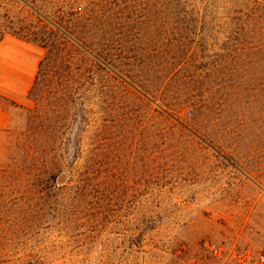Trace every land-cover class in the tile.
<instances>
[{
  "label": "rangeland",
  "instance_id": "374dc122",
  "mask_svg": "<svg viewBox=\"0 0 264 264\" xmlns=\"http://www.w3.org/2000/svg\"><path fill=\"white\" fill-rule=\"evenodd\" d=\"M210 5L219 17L213 31ZM76 17H109L116 34L154 39L157 49L176 38L186 55L181 66L190 69L180 85L200 112L166 114L119 90L109 114L96 93L84 98L91 104L85 125L79 110L76 121L58 113L57 84L46 81L25 105L2 103L0 264H23L41 247L77 245L84 239L66 237L74 228L93 230L94 239L55 257L57 264H264V67L234 71L231 62L240 44H264V0H0V40L40 47L60 36L58 19ZM237 20L240 38L226 28ZM43 150L55 162L79 150L66 163L73 177L64 170L57 183L41 185ZM83 180L96 185V199L74 205ZM124 230L144 231L141 248L120 245L116 234Z\"/></svg>",
  "mask_w": 264,
  "mask_h": 264
},
{
  "label": "trees",
  "instance_id": "16d2710c",
  "mask_svg": "<svg viewBox=\"0 0 264 264\" xmlns=\"http://www.w3.org/2000/svg\"><path fill=\"white\" fill-rule=\"evenodd\" d=\"M216 19H219L218 13L210 5V31L214 30L212 20ZM228 25L226 28L235 33L236 37H239V34L244 30L240 20L231 21ZM54 27L60 36H56L55 42L48 40L46 43L42 42V46H40L46 52L28 95L29 99H34L37 88L45 81L49 85L54 82L57 84V91L53 95L57 96L58 93L61 95V101L57 100L54 103L56 109L58 108V113L61 110L65 116L71 114V120L76 121L78 116L74 113L79 110L81 111V121L85 125H89L91 122V110H89L91 104L90 106L85 105L84 98L89 101L90 96L96 93L98 104L105 107L103 113L107 114L108 107L113 110L116 107L117 91L119 90L126 91V94L129 93L128 95L133 92L131 96H135L139 101L148 100L158 104L160 110L166 114L179 115L185 109H191L196 116L199 114L200 107L188 98V94L180 85V78L183 74L190 73V69L181 66L182 59L186 55L176 44V38H164L161 40V46L167 48L157 49L158 43L154 44V39L146 41L143 38L133 39L126 34H116L117 24L109 17L94 20L82 17L68 21L58 19ZM148 43L151 45L150 47L147 46ZM259 43L260 40L257 43L256 39L252 38L251 43L240 44V49L232 51L234 56H232L231 62L236 66L234 71L239 68L248 70L258 66L264 67V51L259 48L264 44ZM143 46H147V48L143 49ZM216 57L218 56L216 55ZM222 57L220 56V62L223 61ZM216 66L219 69L222 68V64ZM94 80H97L96 84H94ZM61 102L64 104L60 105ZM127 106L128 104H121L124 110L127 109ZM78 152L79 150L72 151L67 155L74 162L79 157ZM50 154L52 152H48V150H43L41 153L44 160L36 168L35 174L40 184L57 183L64 170H67L68 175L73 177L75 168L74 165L66 164L69 162L68 157L60 156L62 162H55L56 158L50 159ZM76 184L78 186L74 188V205L87 204L90 199H96L92 198L96 192V185L91 181L83 180ZM64 232V230L58 231L60 235ZM92 232L93 230L87 229H71L66 233L69 240H84L75 241L77 245L74 246L56 244L50 248L41 247L37 256L24 258L23 264H57V257L74 251L81 252L85 248L86 242L94 239L90 236ZM103 233L105 231H99V235ZM116 235L119 238L121 236L120 245L128 243L129 249L141 248L145 236L143 230L130 234L124 230L121 234L117 233ZM126 238H128V242ZM45 253L51 258H47ZM63 259V257L60 258V260ZM75 263L68 260L61 264Z\"/></svg>",
  "mask_w": 264,
  "mask_h": 264
},
{
  "label": "crops",
  "instance_id": "0c3cea01",
  "mask_svg": "<svg viewBox=\"0 0 264 264\" xmlns=\"http://www.w3.org/2000/svg\"><path fill=\"white\" fill-rule=\"evenodd\" d=\"M44 50L13 36L0 41V129L8 121L2 103L25 105L37 77Z\"/></svg>",
  "mask_w": 264,
  "mask_h": 264
}]
</instances>
